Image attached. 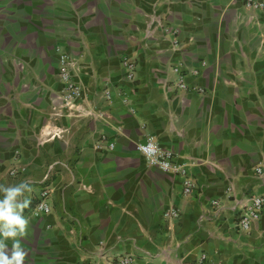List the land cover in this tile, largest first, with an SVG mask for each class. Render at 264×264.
<instances>
[{
  "label": "crops",
  "instance_id": "obj_1",
  "mask_svg": "<svg viewBox=\"0 0 264 264\" xmlns=\"http://www.w3.org/2000/svg\"><path fill=\"white\" fill-rule=\"evenodd\" d=\"M2 1L0 184L33 189L24 264H197L202 253L264 264V212L239 226L242 205L264 193V12L242 0H11L5 13ZM155 18L168 29L150 36ZM60 54L78 113L61 97ZM47 127L66 131L41 144ZM148 136L187 167L191 193L148 164L137 149ZM44 189L51 211L33 215Z\"/></svg>",
  "mask_w": 264,
  "mask_h": 264
},
{
  "label": "built area",
  "instance_id": "obj_2",
  "mask_svg": "<svg viewBox=\"0 0 264 264\" xmlns=\"http://www.w3.org/2000/svg\"><path fill=\"white\" fill-rule=\"evenodd\" d=\"M244 6L248 10L264 12V0H242ZM161 28L167 30L168 26L162 21V18H155L153 23L148 27V34L151 36L155 28ZM121 64L125 68L126 78L132 81L136 72V62L133 58L125 56L121 59ZM70 59L66 54H60L59 65V77L65 84V90L62 93V100L64 106L67 107L70 113H78L76 107V100L80 96L81 90L76 82L73 81L70 69ZM175 70L180 72L179 68ZM180 89H188L189 86L184 80V75H180L176 84ZM196 89L203 91L202 88L196 87ZM65 129L62 127L45 128L42 131V137L40 136V143L43 144L49 140L62 137L65 133ZM110 148L114 146V143L109 144ZM137 149L146 157L150 166L157 167L162 171L181 175L184 183V193L189 194L193 191L195 183L188 173L187 167L176 160H174L173 152L170 149L163 148L153 136H148L144 142L137 144ZM257 171L260 173L261 168ZM17 168L10 170L11 175L17 174ZM48 177V175H46ZM45 177V178H46ZM50 191L44 189L41 192L40 200L32 208L33 215H40L42 213H49L51 211V205L48 201ZM214 204L219 205L217 201ZM243 211L239 219V226L244 230H249L251 226L260 220L262 213L264 212V193L250 196L248 203L242 205ZM168 216L179 217V211L177 208H170ZM104 258V257H102ZM84 262L81 264H132L133 257L131 255H122L113 259H102ZM197 264H210L207 260V254L202 253L197 261Z\"/></svg>",
  "mask_w": 264,
  "mask_h": 264
},
{
  "label": "clouds",
  "instance_id": "obj_3",
  "mask_svg": "<svg viewBox=\"0 0 264 264\" xmlns=\"http://www.w3.org/2000/svg\"><path fill=\"white\" fill-rule=\"evenodd\" d=\"M33 189L27 181L14 186L0 184V264H24L28 255L21 245V239L27 235L28 219L23 211L31 201L24 198L25 192L31 193ZM12 240L9 249L6 240Z\"/></svg>",
  "mask_w": 264,
  "mask_h": 264
},
{
  "label": "rangeland",
  "instance_id": "obj_4",
  "mask_svg": "<svg viewBox=\"0 0 264 264\" xmlns=\"http://www.w3.org/2000/svg\"><path fill=\"white\" fill-rule=\"evenodd\" d=\"M15 2V1H14ZM14 2H11V0L9 1V0H3L2 1V5H3V7H4V12L6 13V9L7 10H9V8H8V5L10 4V5H12ZM7 3H8V5H7ZM7 7V8H6ZM9 13V12H8ZM5 18V17H4Z\"/></svg>",
  "mask_w": 264,
  "mask_h": 264
}]
</instances>
